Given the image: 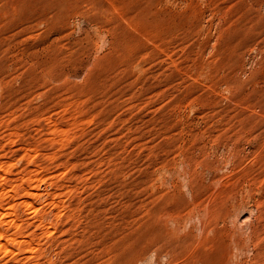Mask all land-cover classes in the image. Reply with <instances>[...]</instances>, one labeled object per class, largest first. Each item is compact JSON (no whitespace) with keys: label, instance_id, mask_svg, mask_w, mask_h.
Instances as JSON below:
<instances>
[{"label":"rangeland","instance_id":"obj_1","mask_svg":"<svg viewBox=\"0 0 264 264\" xmlns=\"http://www.w3.org/2000/svg\"><path fill=\"white\" fill-rule=\"evenodd\" d=\"M0 264H264V0H0Z\"/></svg>","mask_w":264,"mask_h":264},{"label":"bare ground","instance_id":"obj_2","mask_svg":"<svg viewBox=\"0 0 264 264\" xmlns=\"http://www.w3.org/2000/svg\"><path fill=\"white\" fill-rule=\"evenodd\" d=\"M1 249H4V245H3V244L0 245V250H1Z\"/></svg>","mask_w":264,"mask_h":264}]
</instances>
